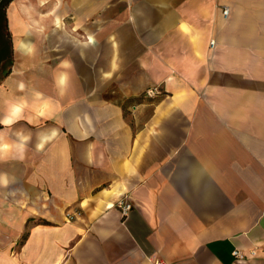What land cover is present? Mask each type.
I'll return each instance as SVG.
<instances>
[{"label": "crops", "instance_id": "obj_1", "mask_svg": "<svg viewBox=\"0 0 264 264\" xmlns=\"http://www.w3.org/2000/svg\"><path fill=\"white\" fill-rule=\"evenodd\" d=\"M34 2L7 14L45 30L0 85V264H264L233 254L264 247V0Z\"/></svg>", "mask_w": 264, "mask_h": 264}, {"label": "bare ground", "instance_id": "obj_2", "mask_svg": "<svg viewBox=\"0 0 264 264\" xmlns=\"http://www.w3.org/2000/svg\"><path fill=\"white\" fill-rule=\"evenodd\" d=\"M40 1V5L44 6L45 4H47L49 2V0H39ZM20 2V1H19ZM22 6H20V4H16L14 6V8L12 9L11 13H10V20H11V26L13 28V30L19 34H23V33H28L30 34V32H37V33H42L44 32V27H42V24H40V20H36L34 19V23L29 22L28 20H24L23 18V13L22 11ZM49 21L50 23L54 22V25L56 26V28H59L60 30H64L66 31V27H65V23L63 22V20L57 15V14H53L51 19L49 17ZM39 24V25H37ZM91 40H94L93 36H90ZM17 51H18V56L19 59H25V58H29V59H33L36 57V46L35 43L33 41H31L29 38H21L19 37L17 39ZM25 64L22 62L21 64H18V68L24 67ZM60 83H63L66 81V77L65 76H61L59 78ZM20 111V106L15 105L12 108V113L16 114ZM41 113L43 112V110L40 111ZM11 120L10 116H7L4 118V121L9 122ZM0 138H2L0 136ZM1 145L3 146V149H8L9 147L6 145H3V143H1Z\"/></svg>", "mask_w": 264, "mask_h": 264}, {"label": "trees", "instance_id": "obj_3", "mask_svg": "<svg viewBox=\"0 0 264 264\" xmlns=\"http://www.w3.org/2000/svg\"><path fill=\"white\" fill-rule=\"evenodd\" d=\"M13 0H2L0 3V70H3V76L11 73L13 65V48L12 33L9 30V22L7 15V6ZM0 127L2 125L0 124Z\"/></svg>", "mask_w": 264, "mask_h": 264}, {"label": "built area", "instance_id": "obj_4", "mask_svg": "<svg viewBox=\"0 0 264 264\" xmlns=\"http://www.w3.org/2000/svg\"><path fill=\"white\" fill-rule=\"evenodd\" d=\"M223 12L225 15H227L229 12V8L224 6ZM211 45L212 46L215 45V40H211ZM161 93H162L161 87L158 85H155V86H151V87L147 88L145 94L149 97H156V96L160 95ZM117 206L121 210V213L123 214V216H127L129 214V212L134 207L133 202L130 200V198L128 196H122L118 200ZM262 251L264 252L263 246H256V247L252 248L250 250L249 254L247 252H244L243 250L236 248L235 250H233V254L236 258L245 259V258L257 257L260 255V253ZM154 264H167V263L162 259H156L154 261Z\"/></svg>", "mask_w": 264, "mask_h": 264}, {"label": "rangeland", "instance_id": "obj_5", "mask_svg": "<svg viewBox=\"0 0 264 264\" xmlns=\"http://www.w3.org/2000/svg\"><path fill=\"white\" fill-rule=\"evenodd\" d=\"M35 0H28V3H27V5H31L32 3H35L34 2ZM9 5H11V4H9ZM8 5V7H7V14H9L8 12H9V10H10V6ZM51 9V7H49V8H46L45 10H44V12H48L49 10ZM46 14V13H45ZM25 16H24V19H27L28 21H30L31 19H33L34 17H36V15H39V14H37L36 12L35 13H32V14H30V13H25L24 14ZM47 15H49V14H47ZM61 15H63L64 16V14H62L61 13ZM8 19H9V15H8ZM69 20L71 19V18H68ZM9 30L11 31V33H12V48H13V65H12V67H11V69H13L14 67H15V65H17V63L19 62V60H18V54H17V50H16V43H17V39H18V37H17V35L15 34V32L13 31V29H12V27H11V25H10V21H9ZM48 36H51V35H48ZM24 37H26V36H24ZM46 48H47V51L45 52V53H47V54H51V53H49L50 52V48H51V46H45ZM50 58L51 57H49V63H51V60H50ZM3 74H4V72H3V70H0V85H2L4 82H5V79H6V77L5 76H3ZM5 224H4V222L2 221V222H0V230H4L5 229V226H4ZM1 232V231H0ZM0 242L1 243H4L3 242V236H1L0 235Z\"/></svg>", "mask_w": 264, "mask_h": 264}, {"label": "water", "instance_id": "obj_6", "mask_svg": "<svg viewBox=\"0 0 264 264\" xmlns=\"http://www.w3.org/2000/svg\"><path fill=\"white\" fill-rule=\"evenodd\" d=\"M2 2V0H0V3Z\"/></svg>", "mask_w": 264, "mask_h": 264}]
</instances>
